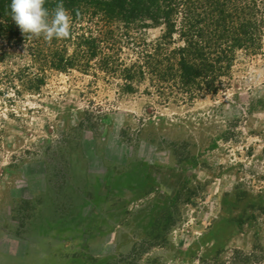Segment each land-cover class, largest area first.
Masks as SVG:
<instances>
[{"label":"rangeland","instance_id":"rangeland-1","mask_svg":"<svg viewBox=\"0 0 264 264\" xmlns=\"http://www.w3.org/2000/svg\"><path fill=\"white\" fill-rule=\"evenodd\" d=\"M87 18L65 71L0 41V264H264V37L189 100L139 74L162 27Z\"/></svg>","mask_w":264,"mask_h":264},{"label":"trees","instance_id":"trees-1","mask_svg":"<svg viewBox=\"0 0 264 264\" xmlns=\"http://www.w3.org/2000/svg\"><path fill=\"white\" fill-rule=\"evenodd\" d=\"M10 3L11 0H0V41L20 45L29 40L33 44L28 50L34 52L30 56L37 59V64L65 71L79 59L94 58L99 53V40L91 34L85 37V33L74 36L72 26L66 40H77L78 50L70 59L64 55L63 46L57 47L59 39L48 43L42 37L24 36L11 20ZM63 3L71 23L75 24L86 17L101 16L106 25L118 22L123 28L136 26L144 30L162 27L159 40L143 52L146 62L139 74L143 75L146 69L158 83L169 82L171 88L189 100L217 92L223 83L220 79L233 66L235 52L258 51L264 37V0H63ZM54 6L55 0H47L46 7ZM176 35L183 46L168 51L165 47L172 44ZM113 65L107 58L100 66L111 71L115 69ZM133 70L134 66L125 68L128 79L135 75Z\"/></svg>","mask_w":264,"mask_h":264},{"label":"clouds","instance_id":"clouds-1","mask_svg":"<svg viewBox=\"0 0 264 264\" xmlns=\"http://www.w3.org/2000/svg\"><path fill=\"white\" fill-rule=\"evenodd\" d=\"M47 0H11V20L28 38L66 39L70 36L71 17L63 0H55L53 8Z\"/></svg>","mask_w":264,"mask_h":264}]
</instances>
